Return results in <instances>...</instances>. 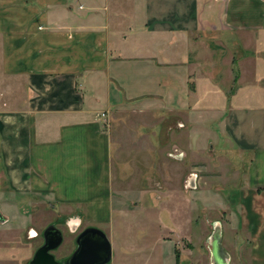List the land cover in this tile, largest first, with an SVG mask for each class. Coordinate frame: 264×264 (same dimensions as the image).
Segmentation results:
<instances>
[{"label": "crops", "instance_id": "0c3cea01", "mask_svg": "<svg viewBox=\"0 0 264 264\" xmlns=\"http://www.w3.org/2000/svg\"><path fill=\"white\" fill-rule=\"evenodd\" d=\"M198 37L250 51L242 105L254 109L242 110L230 147L249 156V189L234 250L224 249L230 264H264V0H0V264H29L38 247L27 234H38L36 212L51 204L76 209L65 220L73 233L84 221L105 230L108 264H199L178 242L191 228L160 221L147 249L145 226L117 210L105 125L137 112L164 74L177 85Z\"/></svg>", "mask_w": 264, "mask_h": 264}, {"label": "rangeland", "instance_id": "374dc122", "mask_svg": "<svg viewBox=\"0 0 264 264\" xmlns=\"http://www.w3.org/2000/svg\"><path fill=\"white\" fill-rule=\"evenodd\" d=\"M202 38L195 42L192 64L180 66L177 85L164 74L163 85L145 95L148 102L132 107L137 112L115 114L105 125L112 131L115 197L121 200L115 205L129 212L130 227L142 231L145 226L147 249H151L152 233L158 231L160 221L166 226L172 219L180 225V232L191 228L194 233H182L180 245L195 249L199 264H212V237L217 228H221L225 249L233 251L236 244L234 232L242 221L241 195L249 189L250 159L246 154L234 155L230 147L236 146L235 130L242 110L245 117L254 107L242 105L252 68L247 47L213 49ZM142 107L146 113H138ZM249 126L250 122L246 129ZM75 212L74 208L62 211L54 204L37 211L39 232L27 234L32 248L43 244L44 228L54 223L63 231L64 240L53 253L59 260L67 258L86 227L84 221L77 232L68 229L66 215ZM232 264L242 263L236 258Z\"/></svg>", "mask_w": 264, "mask_h": 264}, {"label": "water", "instance_id": "95a60500", "mask_svg": "<svg viewBox=\"0 0 264 264\" xmlns=\"http://www.w3.org/2000/svg\"><path fill=\"white\" fill-rule=\"evenodd\" d=\"M220 233L221 228H217L212 237L213 264H230V254L223 247ZM43 240L29 264H108L113 255L108 235L95 226H88L77 235L76 248L65 259L59 260L53 253L64 240L63 231L56 224L52 223L44 229Z\"/></svg>", "mask_w": 264, "mask_h": 264}]
</instances>
